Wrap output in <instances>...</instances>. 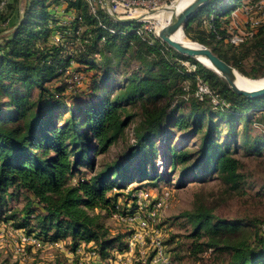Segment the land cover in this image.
Returning a JSON list of instances; mask_svg holds the SVG:
<instances>
[{"label":"trees","instance_id":"1","mask_svg":"<svg viewBox=\"0 0 264 264\" xmlns=\"http://www.w3.org/2000/svg\"><path fill=\"white\" fill-rule=\"evenodd\" d=\"M19 1L9 0L0 13V32L12 29L0 37L1 222L45 243L69 238L73 250L92 244L106 262L113 251L126 250L130 234L111 235L105 225L134 209L132 203L126 210L117 201L123 199L125 207L134 200L132 193L169 183L168 174H158L155 167L158 144L165 148L164 165L178 166L177 187L214 176L231 191L241 189L245 179L234 155L240 148L235 136L242 125L243 153L264 157V96L234 94L223 78L194 59L168 49L155 36L137 35V22L115 21L102 10L93 16L85 0H21L20 22ZM242 1L210 0L183 33L256 80L264 77V19L257 26L246 24L252 36L243 42L231 45L227 39ZM60 6L63 17L72 13V20L54 13ZM56 34L60 40L53 43ZM182 61L196 70L187 72ZM73 74L87 78L84 89L71 83ZM196 76L224 106L194 97ZM184 95L191 97L185 101ZM135 107L140 121L134 143L118 159L97 164L136 118ZM174 129L198 134L192 155L184 149L187 138L178 146L171 142ZM126 189L127 196L120 192ZM19 197L27 202L13 214L9 203ZM183 217L191 226L188 238L207 241L194 244L192 252L213 249L229 254L225 264H264L262 222L256 227L218 221L202 204ZM242 223L255 227L252 244L244 233L236 236L244 230Z\"/></svg>","mask_w":264,"mask_h":264},{"label":"rangeland","instance_id":"2","mask_svg":"<svg viewBox=\"0 0 264 264\" xmlns=\"http://www.w3.org/2000/svg\"><path fill=\"white\" fill-rule=\"evenodd\" d=\"M20 3L21 0L18 4L21 5ZM242 4L243 6L234 12L236 19L229 27V36L237 33H241L244 36L246 32H250L246 26L248 22L251 20H259L260 23L264 19V0H243ZM169 5L168 3L167 6ZM158 25L159 22L157 19L151 20L150 26L153 28V33H156ZM1 29L2 27H0ZM7 31L0 32V37L6 35L7 33L5 32ZM193 31H198L196 23L193 24ZM247 64H250V61ZM74 67L76 65L72 66V68ZM86 81L87 78H83L82 84L78 87L79 90L85 88ZM183 86L186 91L189 89L187 83L183 84ZM190 97L189 95H184L183 99L187 101ZM132 113L137 114L136 118L129 124L122 138L109 148L107 154L100 157V159L96 158L97 164H99V160L101 163L118 159L134 143V130L140 121V109L135 107L132 109ZM240 126L238 134L235 136L240 148L238 153H234V155L241 162V173L245 182L241 189L235 191L229 190L227 186L220 180L215 179L214 176L208 181H205L206 183L188 180L181 187H177L178 166L175 170H170L169 165H164L163 157L165 148L161 144L157 145L158 153L155 159V167L158 174H168L169 183H158L156 186L149 185L139 190L144 191L143 194L147 193L148 196L147 198L141 197L142 200L140 199L141 201L138 204L140 207L136 204L135 199L133 201L130 200L125 207L123 199L117 201L126 210L130 208L131 203L134 205L132 213L127 211L125 216L134 215L136 221L134 222L135 224H132L120 220L118 215H114L107 219L105 223L111 235L130 233L136 229L139 232L140 230L137 228L139 222H145L147 227L142 231V241L131 253H125L126 250L122 252L113 251L112 264H162L156 261L154 256L156 251L155 243L157 241L161 243L163 257H168L170 264L227 263L230 258L227 253H219L213 249H207L203 252H192L191 250L194 244L207 242L206 239L199 241L197 238L194 240L188 238L191 226L188 220L183 217L185 213L195 211L199 204H202L204 208L208 209L218 221L250 222V224H255L256 227L262 222L261 227L264 226V157L261 155L257 157L252 155L246 156L243 153V148H241L242 138L240 137L242 125ZM255 134L256 130L251 128L249 135L254 136ZM172 135L173 139L171 142L175 146H178L182 139L187 138L188 142L184 145V149L191 152V155L199 147L198 134L188 135L187 132H180L174 129ZM224 136L225 133L221 135V140ZM147 183L150 182H142V184ZM133 185H137V183ZM139 191L132 193L130 195L131 198L138 195ZM165 191L169 194L167 207L157 213L155 220L148 219L147 214L151 211L152 202L158 196L164 194ZM120 192L127 196V194H130V189L120 190ZM26 202L25 197H19L9 203V208L13 214H16L14 212H19ZM241 228L244 230L236 234V236L245 235L248 237L247 242L252 244L255 227L242 223ZM12 229L14 228L10 226V223L6 224L0 221V264H87L83 256L77 254L71 255L73 246L69 238L58 241L57 247H49L47 244H44L42 247H36L31 244H23L21 238L24 233L22 234ZM261 232L263 233L262 230ZM116 254H121L122 257L119 259ZM90 262L96 264L97 260H90ZM104 263L107 264L106 262Z\"/></svg>","mask_w":264,"mask_h":264},{"label":"built area","instance_id":"3","mask_svg":"<svg viewBox=\"0 0 264 264\" xmlns=\"http://www.w3.org/2000/svg\"><path fill=\"white\" fill-rule=\"evenodd\" d=\"M9 2V0H0V13L3 11L4 7L6 4ZM88 9L90 13L93 16H97V12L99 10H102L106 13V8L103 3V0H85ZM107 6L109 9V12L112 15H115L119 18L126 19V20H136L139 24V27L136 30L137 35L142 36V37H149V36H155L156 33H153L151 26V20L154 19L149 16L150 13L156 12L159 9H162L163 7H167V4H171L172 0H106ZM60 7H55L54 13L58 14L60 13L59 10ZM107 14V13H106ZM73 18V14H69L65 19V21H70ZM252 26H257L259 24V20H251L250 21ZM110 33H114L113 29H109ZM157 32V30H156ZM252 32H246L244 36H242L241 33L237 34H231L227 39L228 42L231 45H237L241 42H243L246 38L251 37ZM156 38V37H155ZM60 40V36L58 34L54 35L51 37V41L53 43H58ZM181 64L186 68L187 72L193 73L196 70L195 65L190 64L187 61H182ZM197 86L196 90L194 92V97L197 98L198 100H202L204 97H209L211 100V103L214 106H224L225 103L223 101H220L217 99V97L214 95V93L210 90V88L207 86L206 83H204L198 76L195 77ZM71 83L76 84V85H81L82 83V77L73 74L72 78L70 79ZM116 190L114 189V192ZM144 191H139L138 195H135L134 199L136 200V204L138 205L140 201L142 200L141 197L147 198V193L143 194ZM163 193V192H162ZM169 194L165 191L164 194H161L158 196L151 204V211L147 214L148 219L155 220V216L157 215L160 210L165 209L167 207V202L169 199ZM141 199V200H140ZM145 200V199H144ZM139 206V205H138ZM140 207V206H139ZM118 218L120 220L127 221L129 223L135 224V216L134 215H118ZM147 227V224L145 222H139L137 225L138 229L133 230L130 232L128 237L125 240L126 244V251L125 253H131L135 247L142 241L143 239V232L144 229ZM262 231L264 232V226L261 227ZM17 232H23L21 230H16L12 229ZM23 244H31L35 245L36 247H42L44 244L49 245V247H57L58 242H48L45 243L43 241L38 240L34 236H25L24 234L22 235L21 238ZM156 245V251L154 253L155 260L158 262H161L162 264H170L169 258H164L163 257V249L161 247L160 241H157L155 243ZM86 250V251H85ZM71 255H81L85 258L87 261V264H92L90 260H97L96 264H105L104 262H101L99 259V256L96 251V247H94L92 244H85V243H80L78 247H76L73 251H71ZM124 253V254H125ZM117 255V254H116ZM118 258L120 259L122 256L117 255ZM112 258L108 259L106 261L107 264H112Z\"/></svg>","mask_w":264,"mask_h":264},{"label":"water","instance_id":"4","mask_svg":"<svg viewBox=\"0 0 264 264\" xmlns=\"http://www.w3.org/2000/svg\"><path fill=\"white\" fill-rule=\"evenodd\" d=\"M210 0H191L189 4L178 14L175 15L171 22H168L166 25L160 27L156 32V39L165 44L168 49L175 51L176 53L185 56L187 58L194 59L204 67H206L203 63H201L198 59L204 58L206 59L211 68L206 67L207 69L213 71L218 76L223 78L226 82L227 87L236 95L244 96L248 99L257 98L264 96V84L260 87L245 84L242 80H239L238 76L246 77L242 73H240L237 69L225 63L218 56H216L209 48L198 44V47H186L179 44L175 36L180 31L183 33L184 28L186 27L189 20L197 13V11L203 6L207 5ZM103 3L106 8L107 15L118 22H122L124 24H131L136 20H126L119 18L115 15H112L109 12L106 0H103ZM21 4V3H20ZM20 7V16L19 22L22 20L23 11ZM168 8V6L166 7ZM12 30V29H11ZM11 30L5 32L9 33ZM247 78V77H246ZM255 81V80H251Z\"/></svg>","mask_w":264,"mask_h":264},{"label":"bare ground","instance_id":"5","mask_svg":"<svg viewBox=\"0 0 264 264\" xmlns=\"http://www.w3.org/2000/svg\"><path fill=\"white\" fill-rule=\"evenodd\" d=\"M191 0H174L168 8L164 7L162 10L157 11L156 13H150L149 16L157 19L159 22L157 30L166 25L168 22H171L175 15H178L186 6L190 3ZM176 41L186 47H198V43L193 42L184 35L182 32H178L175 36ZM201 63H203L206 67L211 68L209 62L204 58L198 59ZM239 80H242L245 84L253 85L260 87L264 84V77L259 80L251 81L253 79L238 76Z\"/></svg>","mask_w":264,"mask_h":264},{"label":"crops","instance_id":"6","mask_svg":"<svg viewBox=\"0 0 264 264\" xmlns=\"http://www.w3.org/2000/svg\"><path fill=\"white\" fill-rule=\"evenodd\" d=\"M63 7H64V6H62V8H63ZM60 8H61V6H60ZM58 16L61 17L62 19H64L63 15H62L61 13H58Z\"/></svg>","mask_w":264,"mask_h":264}]
</instances>
